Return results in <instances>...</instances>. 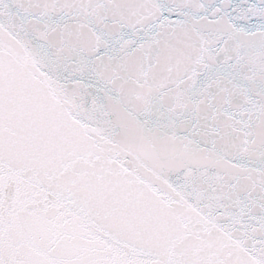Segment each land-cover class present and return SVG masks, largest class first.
I'll use <instances>...</instances> for the list:
<instances>
[{"label": "snow or ice", "instance_id": "snow-or-ice-1", "mask_svg": "<svg viewBox=\"0 0 264 264\" xmlns=\"http://www.w3.org/2000/svg\"><path fill=\"white\" fill-rule=\"evenodd\" d=\"M0 264H264V0H0Z\"/></svg>", "mask_w": 264, "mask_h": 264}]
</instances>
